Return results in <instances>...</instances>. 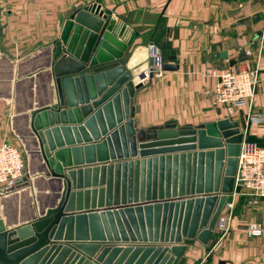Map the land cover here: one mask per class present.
<instances>
[{
    "label": "water",
    "instance_id": "water-1",
    "mask_svg": "<svg viewBox=\"0 0 264 264\" xmlns=\"http://www.w3.org/2000/svg\"><path fill=\"white\" fill-rule=\"evenodd\" d=\"M105 19L96 5L76 11L34 73L44 72L52 97L28 107L22 140L28 167L36 165L29 175L53 194L23 223L6 227L0 219V264H111L118 253L112 264H120L129 252L142 253L139 262L150 254L154 264H183L186 246L212 239L223 204L239 191L233 178L242 134L235 122L133 129L129 106L146 80L149 48L130 70V56L122 62L126 44ZM164 59L161 71L176 69L173 57ZM27 185L24 177L14 188Z\"/></svg>",
    "mask_w": 264,
    "mask_h": 264
},
{
    "label": "crops",
    "instance_id": "crops-1",
    "mask_svg": "<svg viewBox=\"0 0 264 264\" xmlns=\"http://www.w3.org/2000/svg\"><path fill=\"white\" fill-rule=\"evenodd\" d=\"M91 5L106 16L103 23H114L111 32L126 44L122 62L125 64L130 56V70L142 65L149 45L163 56L161 63L168 62L164 57L170 56L173 60L169 63L176 65L175 70L146 78L134 91L128 118L135 131L168 122L175 128H194L227 119L237 124L242 139L264 146V122L247 123L245 109L229 117L204 94L213 89L223 71L257 65L259 83L252 109L264 114V0H0V143L11 142L20 150L28 184L0 189V219L6 227L30 219L31 207L37 211L50 204L53 192L49 185L29 175L33 168L28 167L22 140L29 131L24 115L30 105L51 99V86L44 72L34 73L44 69L51 43L58 39L64 21ZM10 73L14 74L12 88ZM136 81L130 78L132 84ZM120 115L125 121L122 108ZM81 161L86 160L82 157ZM232 202L227 233L220 236L214 224L213 237L206 244L193 239L186 246L183 264H264V237L247 238L243 230L251 221L264 226V201L247 207L244 196L238 194ZM224 204L218 216L225 213ZM156 245L170 247L169 243ZM141 255L132 258L129 252L120 264H126L129 258L128 264L159 263L150 254L139 262ZM119 256L116 254L112 263Z\"/></svg>",
    "mask_w": 264,
    "mask_h": 264
},
{
    "label": "built area",
    "instance_id": "built-area-1",
    "mask_svg": "<svg viewBox=\"0 0 264 264\" xmlns=\"http://www.w3.org/2000/svg\"><path fill=\"white\" fill-rule=\"evenodd\" d=\"M246 54L248 55L247 52ZM148 58V72L159 76L161 58L151 46ZM148 72H144L145 79ZM258 83V66L240 65L235 70H225L219 74L213 89L205 91L204 94L209 97L212 105L220 106L229 117L245 109L247 123H263L264 114L252 109ZM24 177L25 162L20 150L11 142L0 143V189L14 188ZM233 187H238L239 191L232 192L231 197L243 195L247 207H255L264 201V146L250 140H241ZM232 205V200L225 203V213L216 218L215 230L220 236H224L228 231ZM243 230L247 238L264 237V226L260 223L248 222Z\"/></svg>",
    "mask_w": 264,
    "mask_h": 264
},
{
    "label": "rangeland",
    "instance_id": "rangeland-1",
    "mask_svg": "<svg viewBox=\"0 0 264 264\" xmlns=\"http://www.w3.org/2000/svg\"><path fill=\"white\" fill-rule=\"evenodd\" d=\"M148 62L150 61V59L148 58V60H147ZM149 64V63H148ZM8 79H9V82H10V85H11V88L13 87V80H14V74L13 73H10V76L8 77ZM35 168L33 167V170H34ZM35 199H36V197H35ZM33 203V202H32ZM36 203H38V202H36ZM31 210H33V207H31Z\"/></svg>",
    "mask_w": 264,
    "mask_h": 264
},
{
    "label": "bare ground",
    "instance_id": "bare-ground-1",
    "mask_svg": "<svg viewBox=\"0 0 264 264\" xmlns=\"http://www.w3.org/2000/svg\"><path fill=\"white\" fill-rule=\"evenodd\" d=\"M33 167L35 168V167H36V165H35V166H33ZM33 167H30V168H31V170H32V168H33ZM33 171H35V169H34ZM35 191H36V190H35ZM15 200H16V199H15ZM4 208H5V207H4Z\"/></svg>",
    "mask_w": 264,
    "mask_h": 264
}]
</instances>
